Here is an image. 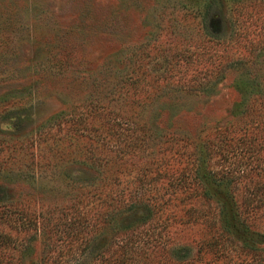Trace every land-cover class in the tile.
<instances>
[{"label": "rangeland", "instance_id": "1", "mask_svg": "<svg viewBox=\"0 0 264 264\" xmlns=\"http://www.w3.org/2000/svg\"><path fill=\"white\" fill-rule=\"evenodd\" d=\"M193 8L200 9L196 20L189 15ZM244 19L248 21L244 26L248 37L257 42L256 36L264 34V0H0V111L1 107L14 105L12 112L0 115V142H21L27 138L26 133L28 138H35L51 119L61 114L69 119V114L98 98L105 103L113 99L110 107L118 110L117 85L129 76L132 82L138 78L135 85L149 90L146 83L157 79L164 69L175 72L187 68L192 75L196 67L197 71L207 68L203 67L207 65L206 57L195 56L196 43L199 51L224 55L223 65L233 61L239 50L228 52L229 47L217 46L210 38H227L236 31L240 35L242 28L236 29V25H242ZM184 51L188 64L180 59ZM258 60L264 65V57ZM158 79L161 86L162 79ZM237 79V71L229 69L223 71V79L212 93L164 89L152 96L156 97L155 102L140 112L141 122L152 137L146 145V157L133 158V166L147 167L165 157L169 174L180 171L183 163L173 155L174 150L163 153V142L177 143L174 149L184 145L181 139L202 146L204 141L214 140L217 130L242 128L247 119L241 109L243 96L234 86ZM110 91L117 94L111 97ZM133 93L131 89L125 96H134ZM138 93L135 97L146 95L143 91ZM16 107L20 108L15 110ZM119 111L124 115L139 113L129 107ZM41 150V145L27 150L32 157L27 156L25 162L28 160L31 168L23 171L32 173L33 181L17 176L16 169L12 175L4 172L5 176H0L2 197L13 198L24 213L35 212L39 227L35 233L33 228L9 231L3 225L1 229L9 231L22 245L7 251L10 254L5 256L19 258L23 248L29 247L27 264H39L42 258L48 260L47 264H58L71 254L79 261L88 260L86 254H80L81 235H70L74 230L68 224L75 223V216L65 209L70 202L63 194L67 192L61 178L66 169L75 173L83 167L70 157L52 173L41 166ZM194 151L192 145L184 146L185 157ZM5 154L1 151L0 159ZM13 180L21 181L9 184ZM29 193L34 195L33 204L21 200ZM190 204L200 211L206 209L203 201ZM204 229L199 224L174 223L170 236L177 242L190 243L202 240ZM251 229L264 235V219H256ZM31 234L36 238L30 239ZM110 235L111 231L106 236Z\"/></svg>", "mask_w": 264, "mask_h": 264}, {"label": "trees", "instance_id": "2", "mask_svg": "<svg viewBox=\"0 0 264 264\" xmlns=\"http://www.w3.org/2000/svg\"><path fill=\"white\" fill-rule=\"evenodd\" d=\"M198 10H190L194 20L200 13ZM246 23L244 19L242 25H236V29L242 28L240 35L236 31L227 38H210L217 46L229 47L228 52L239 50L236 59L225 65L221 62L224 55L199 51L196 43L195 56L197 59L205 56L207 65L203 67L207 68L197 71L196 67L195 74L189 75L187 68L175 72L164 69L157 79L146 83L150 91L135 85L138 78L132 82L129 76L120 81L117 90L113 88L120 100L118 110L110 107L113 99L105 103L98 98L86 108L69 114V119L64 114L51 119L35 138H28L26 133L27 138L21 142L1 140L0 152L6 154L0 159V176H5L4 172L12 175L16 169L17 176L25 178L20 179L33 181L32 173L23 170L31 168L28 160L25 162L27 156L32 157L27 150L40 145L42 155L38 159L46 170L52 173L59 170L61 162L70 157L84 168L74 170L75 173L66 169L61 178L67 192L63 194L72 202L65 209L75 216L77 224L76 227L71 221L68 224L74 230L70 235H81L80 254H86L88 260L79 261L71 254L58 264H264V235L251 229L256 219H264V65L258 60L264 57V34L256 36L258 41L254 42L248 37ZM184 54L185 51L180 59L188 64L189 57ZM229 69L238 73L234 86L243 96L241 109L244 108L242 113L247 119L242 128L217 130L214 140H206L202 146L181 139L184 145L174 149L177 143L163 142V153L174 150L173 155L183 163L180 171L169 174L165 157L136 169L132 159L146 157V145L152 137L140 114L155 102L156 97L152 99V96L164 89L212 93L222 81L223 71ZM158 78L162 79L161 86ZM131 89L134 96H125ZM141 91L146 95L135 97ZM114 94L117 93L109 92L111 97ZM13 106L1 107L0 115L12 112ZM123 107L134 108L139 113L124 115L119 111ZM186 144L196 151L185 157ZM3 192L0 187V264H12L14 260L15 264H27L29 247L23 248L19 258L5 256L10 254L7 251L22 246L9 231L27 227L36 233L38 217L35 212L24 213L13 198L2 197ZM30 195L21 200L33 204L34 195ZM200 201L205 203V210L190 204ZM174 223L204 226L205 237L190 243L177 242L170 236ZM3 225L9 231L4 232ZM34 237L35 234L30 235V239ZM12 242L15 244L10 246ZM47 262L42 258L39 264Z\"/></svg>", "mask_w": 264, "mask_h": 264}]
</instances>
